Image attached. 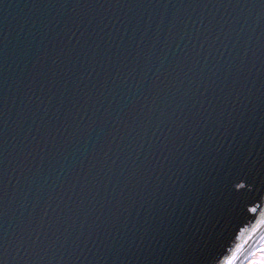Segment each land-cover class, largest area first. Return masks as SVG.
I'll list each match as a JSON object with an SVG mask.
<instances>
[{
  "label": "water",
  "instance_id": "water-1",
  "mask_svg": "<svg viewBox=\"0 0 264 264\" xmlns=\"http://www.w3.org/2000/svg\"><path fill=\"white\" fill-rule=\"evenodd\" d=\"M262 214L264 0H0V264H243Z\"/></svg>",
  "mask_w": 264,
  "mask_h": 264
},
{
  "label": "snow or ice",
  "instance_id": "snow-or-ice-1",
  "mask_svg": "<svg viewBox=\"0 0 264 264\" xmlns=\"http://www.w3.org/2000/svg\"><path fill=\"white\" fill-rule=\"evenodd\" d=\"M220 179L226 183V186L231 185L234 191L246 186L244 183L240 182V179L242 178L230 179V173L228 172H225V174L221 176ZM249 211L255 213L257 211V208L255 207L250 208ZM261 223L264 224V219L261 220ZM258 251H259V259L251 260L250 264H264V247L260 248ZM144 264H164V262L159 259H149L146 260ZM224 264H233V260L232 259L225 260Z\"/></svg>",
  "mask_w": 264,
  "mask_h": 264
},
{
  "label": "rangeland",
  "instance_id": "rangeland-1",
  "mask_svg": "<svg viewBox=\"0 0 264 264\" xmlns=\"http://www.w3.org/2000/svg\"><path fill=\"white\" fill-rule=\"evenodd\" d=\"M262 247H264V243L260 245V248H262ZM254 254H253V257H252L251 260H253V259H259V251H254ZM251 260L245 261L244 264H250V261Z\"/></svg>",
  "mask_w": 264,
  "mask_h": 264
},
{
  "label": "bare ground",
  "instance_id": "bare-ground-1",
  "mask_svg": "<svg viewBox=\"0 0 264 264\" xmlns=\"http://www.w3.org/2000/svg\"><path fill=\"white\" fill-rule=\"evenodd\" d=\"M243 264H244V262H243Z\"/></svg>",
  "mask_w": 264,
  "mask_h": 264
}]
</instances>
